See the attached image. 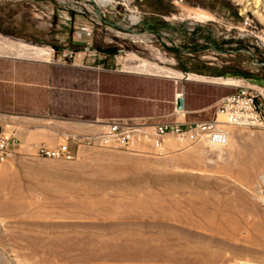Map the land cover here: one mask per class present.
<instances>
[{"label":"rangeland","instance_id":"374dc122","mask_svg":"<svg viewBox=\"0 0 264 264\" xmlns=\"http://www.w3.org/2000/svg\"><path fill=\"white\" fill-rule=\"evenodd\" d=\"M152 18L163 22L161 36L146 29ZM184 23L264 47V0H0V35L51 49L53 58L0 55V95L13 83H36L31 110L76 116L100 133L69 141L71 161L41 156V142L19 143L0 166V264H154L193 247L264 264V130L228 124L227 143L216 145L198 131L159 138L154 129L217 117V106L184 117L177 93L195 108L238 89V78L183 77L163 45L184 42L181 30L165 29ZM108 46L118 53L107 57L99 48ZM251 52L198 54L260 73ZM144 62L179 75L131 68ZM111 121L139 133L125 146L108 140Z\"/></svg>","mask_w":264,"mask_h":264},{"label":"built area","instance_id":"2783aa9c","mask_svg":"<svg viewBox=\"0 0 264 264\" xmlns=\"http://www.w3.org/2000/svg\"><path fill=\"white\" fill-rule=\"evenodd\" d=\"M141 20V18H140ZM244 25L252 26L248 18ZM256 64L258 59H255ZM237 91L223 96L217 105V117L206 122H165L154 126L159 138L166 134H172L182 138L191 131L201 132L206 139L216 145H225L228 134L225 126L237 125L250 128H260L264 130V84L255 83L249 79L238 78ZM224 116L225 120H220L219 116ZM3 112L0 111V166L12 155L13 150L19 144L18 134L15 128L4 123ZM139 130L133 125L125 124L121 121H111L105 124L104 136L108 140H113L121 145H129ZM159 140V139H158ZM38 153L41 156L55 159L71 161L75 158V153L71 149L69 142H64L56 147H51L46 143L38 146ZM233 264H248L239 262Z\"/></svg>","mask_w":264,"mask_h":264},{"label":"crops","instance_id":"0c3cea01","mask_svg":"<svg viewBox=\"0 0 264 264\" xmlns=\"http://www.w3.org/2000/svg\"><path fill=\"white\" fill-rule=\"evenodd\" d=\"M162 17L165 18V16H162ZM196 25H199V24H196ZM4 38L5 37L0 35V39L3 40ZM5 39H8V38H5ZM0 55H10V54L0 53ZM12 56H15V55H12ZM15 57L25 58V57H19V56H15ZM27 59L41 60V59H35V58H27ZM47 61H51V60H47ZM210 61H211L210 64L212 65L222 64V59L218 60L217 58H212V60ZM139 73H147V74L160 75V76L165 74V73H155V72H139ZM182 73L184 74V76L188 74L189 76L190 75H196L198 77L205 76V75L197 74L194 72L182 71ZM171 74L179 75L177 73H171ZM208 77H211V76H208ZM190 78L197 79L196 77H190ZM214 78H223V77H214ZM213 83H216V82H213ZM39 90H40L39 85L36 83L16 82L11 85L10 94L0 95V111L3 112L2 119L4 123L11 125L13 128L16 129L20 144L37 145L39 142L48 144V141H52L53 143L58 144V142L63 139L69 142V141H76V140L89 138V137H95L100 134L99 125L93 124L90 121L80 120L76 116L71 117L67 120L59 121V120H56L57 118H59V115L57 113H52L50 116H46L45 113L40 110H37V109L31 110L30 105L38 102L36 95L38 93L37 91ZM179 95L180 94L177 93V97ZM221 98L222 97L217 96L216 100H212L202 106L195 107V108H189L187 99H185L186 111H179V112L183 114V116L185 117L186 114L189 112L206 111L213 107H216ZM37 120L39 122H37ZM41 120L42 121L44 120L45 122H42ZM56 121H58V123ZM184 122H188V121H184ZM21 124H24V126Z\"/></svg>","mask_w":264,"mask_h":264},{"label":"trees","instance_id":"16d2710c","mask_svg":"<svg viewBox=\"0 0 264 264\" xmlns=\"http://www.w3.org/2000/svg\"><path fill=\"white\" fill-rule=\"evenodd\" d=\"M187 1L191 2V0ZM224 2L226 3V7H231L230 2ZM235 15H238V13L236 12ZM158 23H163L160 18H152L144 22L147 30L153 32L157 36H161L162 31ZM165 25V29L169 31L181 30L183 33L182 38L184 39V42L181 45L170 46L167 43L163 45L167 51L175 55L180 70L211 77L245 78L264 84V64H259L263 71L256 73L253 69L241 66L242 61L237 59H223L221 65H212L210 64V60H201V56L198 54L199 50H205L207 48H212L218 53L226 54H238L242 50L249 51L252 49V57L258 59V63H264V47L256 44L251 46L246 45L244 39L228 38L226 32H222V30L219 37H217L214 33V29H205L204 26L200 24L194 26L192 29L189 28L186 23L182 25V28L173 24ZM99 49L100 51H103L107 57L114 56L118 53V49L114 46Z\"/></svg>","mask_w":264,"mask_h":264},{"label":"bare ground","instance_id":"6f19581e","mask_svg":"<svg viewBox=\"0 0 264 264\" xmlns=\"http://www.w3.org/2000/svg\"><path fill=\"white\" fill-rule=\"evenodd\" d=\"M99 1L102 4H108L109 2H112L113 0H99ZM0 53L15 55V56H19V57H25V58L41 59V60H52L53 59L51 49H48L45 47H40L37 45L28 44V43H25L23 41H17V40H12V39H5V38L3 40L0 39ZM131 68H134L140 72L172 73L171 71H167L165 69H162L161 67H158L155 65H150V64L145 63V62L140 63L139 65L137 64V66H134V67L131 66ZM34 122H35V120H34ZM37 122H39V121L37 120ZM42 122H45V121L43 120ZM21 125L24 126V124H21ZM27 125H28V123H27ZM27 125H25V126H27ZM260 161H262L261 165H264V156L259 157V162ZM262 175L264 176L263 173H262ZM8 206L3 205V207H6L9 210L10 207H8ZM188 251L190 253H192L191 257H188L187 259H182V260L177 258V257H180L181 255H187ZM172 254L175 256H170V254L166 255V257L156 256V258H154L152 260H153L154 264H233L236 262L237 263L243 262V261H236V262L232 263L231 262L232 258H230L228 256H224L218 252H213L210 250L197 249L196 247H193L190 250L187 248H181L177 252H174ZM179 254H181V255H179ZM42 260L46 262L45 257H43ZM129 260H133V259L132 258L121 259L123 264H131L130 262H127Z\"/></svg>","mask_w":264,"mask_h":264},{"label":"water","instance_id":"95a60500","mask_svg":"<svg viewBox=\"0 0 264 264\" xmlns=\"http://www.w3.org/2000/svg\"><path fill=\"white\" fill-rule=\"evenodd\" d=\"M184 77H186V80H190L191 79L189 74H188V76H184ZM184 109H185V98H184V96L179 95L177 97V110L183 111Z\"/></svg>","mask_w":264,"mask_h":264}]
</instances>
